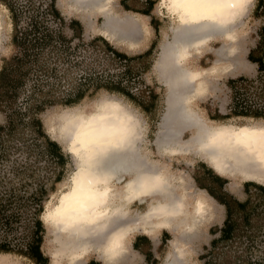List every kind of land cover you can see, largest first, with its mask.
Segmentation results:
<instances>
[{"label": "bare ground", "instance_id": "1", "mask_svg": "<svg viewBox=\"0 0 264 264\" xmlns=\"http://www.w3.org/2000/svg\"><path fill=\"white\" fill-rule=\"evenodd\" d=\"M109 1L70 0L75 9L101 12L103 21L100 30L108 38L121 39L134 46L142 29L138 19L133 14L116 19L114 12L106 9ZM219 2L240 5L224 10L234 15L232 23L226 27L199 19L211 14L212 9L199 5L181 7L178 0L159 2L171 16L172 37L161 45L157 64L168 87L162 135L157 148L160 153L169 156L195 149L202 152L217 171L240 173L246 179L264 182V125L208 122L192 105L194 97L206 93L207 76L216 72L217 64L226 54L224 46L217 50L218 58L208 68L191 69L184 63L215 35L235 42L236 24L240 23L239 18L252 0ZM228 35H232L233 39H227ZM104 106H115L114 109L106 107L104 114L115 111L121 117H130L127 127L131 129V135L121 148L106 145L109 136L101 124L88 126L86 123L100 115ZM60 118L58 129L76 166L66 188L59 192L55 202H46L42 213V219L57 244L52 254L53 263L64 264L61 259L66 258L65 264H79L84 255L94 251L106 264L114 263L127 254L125 239L129 231L142 228L144 233L152 236L159 229L179 231L178 238L171 241L173 250L161 264H191L186 240L212 217L211 199L200 190L188 192L181 176L178 184L182 185L183 192H177L173 174L168 173L165 166L141 155L140 117L123 102L110 97L101 99L90 112H67ZM113 123L111 120L104 122L107 126ZM186 128H192L191 138L179 141L177 131L181 134V129ZM86 176L88 179L93 176L103 179L108 191L105 203L96 204L97 210L102 208L106 215L94 223L87 222L89 206L96 200L91 186L85 184ZM142 184L146 187L142 188ZM134 200L145 202L146 207L141 212L130 214L129 204Z\"/></svg>", "mask_w": 264, "mask_h": 264}, {"label": "rangeland", "instance_id": "2", "mask_svg": "<svg viewBox=\"0 0 264 264\" xmlns=\"http://www.w3.org/2000/svg\"><path fill=\"white\" fill-rule=\"evenodd\" d=\"M32 1L34 3L41 1V3L45 4L49 0ZM159 2L160 0H156L155 5L150 10L149 16L124 9V6L126 5L133 9L146 10L147 7L145 5V0H125V2H122V0H110L107 2L106 9H110L114 12L116 19H121L125 17L126 14H133L138 19L142 29L138 35V42L132 46L130 43L122 41L121 39H110L100 30L103 21L101 12L93 11L91 9H75L70 0H55V6L59 10L61 19L64 21V23H62L58 19L52 17L51 12H49L44 6L36 8L35 5V7L29 5L28 0H15V7L20 15L18 25L21 29L26 25H30L31 15L37 12L39 13L37 15L38 21H41V26H43L42 30L51 31L45 33H49V35H66L67 37H71L72 35H78L79 32H81L82 35V38L80 39L71 37L72 40L69 45L71 49L69 50L65 51L62 47L52 48L50 46L38 50L42 59L46 63V67L48 69H53V74L40 73L39 70L34 68L23 86L18 103L16 104L17 109L18 106H24L26 96L33 89V86H37L39 83L45 89H49L52 86L53 88L55 87V89H58L56 96L59 95L58 97H66L65 95L71 86L77 85V83H84L90 77L95 78L94 82H96L107 80L115 73L118 74L122 66L117 61L112 62L109 59L107 53L103 50L102 42L96 40L93 45L90 44L91 39L96 36L106 38L111 45L125 51V53L129 55H135L144 51L150 43L153 42L154 48L151 54L146 57L145 60L139 59L133 62L134 64H138L137 66L135 65L134 71L137 72L136 74L139 76L132 81L131 87L133 88V91H136V87H143V85H146L150 90L154 89V91H156L158 98L155 106L149 112H145L141 107L131 102L126 97L105 91H99L93 96L86 97L76 105L48 106L38 116L42 120L45 133L51 139L55 140L62 149L64 165L61 169V180L55 182L54 177L56 169L53 161H51L50 157L46 156V154L41 153L39 141L30 134L29 130L25 129L23 133L25 140H14L13 142H10L6 155L3 158H0V199L5 194L9 193L8 191L12 187L17 188L16 193L18 195L26 198L25 192H31L39 185H42L43 189L47 192V196L49 197L48 200L55 202L59 192L66 188L69 176L76 166L75 160L72 154L68 152L66 141L59 130V124H61L60 116L67 112H90L94 110L101 99L110 97L123 102L138 118L140 117V153L142 156H147L148 159L153 160L160 166H165L168 169V173L173 174L175 178L174 182L177 184V192H183L182 185L178 184V178L180 176L185 180L188 192L198 191L199 187L194 182L193 173H197V171L201 173L203 166L211 168L215 173L225 177L227 180L225 189L240 199L245 196L243 192V183L245 181H254L264 185V182L256 179H246L240 173L230 174L229 172L217 171L208 158L202 152L195 149H190L183 154L171 156L162 154L158 150L157 144L162 135L161 128L163 124L168 87L166 82L163 81L162 73H160V68H158L157 64L161 45L172 37L170 30L172 25L171 16L160 6ZM151 17L153 19L152 23L157 25L156 31L150 23ZM0 19L1 65L2 59L13 52L11 42L13 28L11 24V13L7 7L1 3ZM71 19H77L80 23L76 28L74 27L73 30L68 26ZM238 23L239 24H236L237 26L235 27V42L231 43L228 40L226 41L223 37L215 35L200 49V51L190 56V58L184 63V65L186 64V67L191 69L208 68L218 58L217 50L221 46H224V52H226V54L228 53L222 57L220 60L221 63L217 64L216 72L207 76L208 89L206 90V93L192 99L193 108L208 122H210V120L206 116L204 105L211 108L212 111L218 109L220 113L228 112L231 99V90L227 85L228 79L242 76L245 80L252 81V83L249 84L250 88L247 92L249 96L252 94L257 95L261 92V90H259L261 82L258 76L257 65L251 63L247 59V54L250 49L255 47V45L261 41V27L264 25V0H252L251 5L247 7L243 16L239 18ZM262 74L264 75V73ZM260 96L262 98V95ZM250 97L252 98V96ZM253 99H255V97H253ZM255 101L260 106H264V100L257 98ZM4 121L5 115L0 111V124ZM211 122L217 123L214 121ZM225 123L235 125L244 123L264 125V120L233 118L227 120ZM192 131V128L181 129V134L180 131H177L176 134L179 136V141H187L191 138ZM203 194L207 195L208 193L203 189ZM210 202L212 217L199 227L194 236L186 240L189 249L188 258L191 264L203 263L204 260H200L199 256L204 251L203 246H209V241L212 237L209 229L215 225H221L224 218L223 207L215 200L213 201L212 198ZM26 204L27 203L21 202V221L13 226L12 234L14 233L16 237H22L28 228L31 210ZM145 207V202L141 203L139 200H134L129 204L130 214L141 212ZM45 209L46 203H44L43 211ZM43 225L45 233L42 250L48 257V264H54L52 254L57 248V244L53 241V233L49 226L44 221ZM178 232L179 231H172L171 229H159L156 231L155 236H152L144 233L142 228L130 230L125 239V248L127 250L126 256L122 260H117L110 264H145L144 256L132 246L134 237L140 234L146 235L149 238L155 262L161 264L165 261L167 254L173 250V244L171 241L174 238H178ZM2 233L0 227V235ZM165 237H168L167 240H165ZM259 241V243L264 246V232L260 234ZM83 257L84 259L79 264H87V261L91 259L97 261L99 264H106L105 260L101 258L96 251L90 252ZM0 261H3L2 264H35L26 258L5 254H0ZM61 262L65 264L66 258H62Z\"/></svg>", "mask_w": 264, "mask_h": 264}, {"label": "trees", "instance_id": "3", "mask_svg": "<svg viewBox=\"0 0 264 264\" xmlns=\"http://www.w3.org/2000/svg\"><path fill=\"white\" fill-rule=\"evenodd\" d=\"M0 3L10 11L13 27L11 35L13 52L4 57L0 65V111L5 115V121L0 124V158L6 155L10 142L25 140L23 133L27 129L39 141L41 153L46 154L53 161L56 169L55 182H59L64 165L62 149L45 133L42 120L38 115L48 106L76 105L99 91L126 97L145 112H149L158 98L156 91L150 90L146 85L136 87V91H133L131 85L132 81L139 76L134 71L135 65L138 64L133 62L139 59L145 60L151 54L154 43L151 42L140 53L129 55L111 45L106 38L93 37L90 44L93 45L96 40H100L109 59L112 62L117 61L122 66L118 74L115 73L107 80L96 82H94L95 78L90 77L84 83L71 86L66 97L56 96L58 89L55 87L45 89L39 83L33 86L26 96L24 106H18L17 109L16 104L23 86L34 68L40 73L53 74V69L46 67L38 50L46 46L69 50L71 49L69 46L71 37L80 39L82 35L81 32L71 37L45 33L51 31L42 30L43 26H41V21H38L39 13L37 12L31 15L30 25L21 29L18 25L20 15L15 7V0H0ZM155 3L156 0H145L146 10L133 9L126 5L124 9L149 16ZM28 4L36 8L46 7L52 17L64 23L55 6V0H49L45 4L41 1L34 3L28 0ZM152 20L151 17L150 23L156 31L157 25H154ZM78 24L80 23L77 19H71L68 26L73 30ZM261 32V41L247 54V59L257 65L261 92L257 95H250L251 98L247 92L252 81L245 80L242 76L228 79L227 85L231 90L228 112L220 113L218 109L212 111L204 105L209 120L217 123H225L233 118L264 120V106H260L255 101L257 98L264 100V75L262 74L264 73V25L261 27ZM193 179L197 186L204 189L224 210L221 225H215L209 229L212 237L209 246H203L204 251L199 256L200 260H204L202 264H264V246L259 243L260 234L264 232V185L254 181H245L243 183L245 196L240 199L225 189L227 180L211 168L203 166L201 173L199 171L193 173ZM16 190L17 188H10L9 193L0 199V227L3 232L0 235V254L23 257L35 264H48V257L42 250L45 228L41 219L44 203L49 199L47 192L42 185H39L31 192H25L26 198H24L18 195ZM21 202L27 203L31 211L26 233L22 237H16L14 233L12 234V230L13 226L21 221ZM167 238L165 237V240ZM132 246L144 256L145 264H157L150 240L146 235H136ZM87 264L99 263L91 259L87 261Z\"/></svg>", "mask_w": 264, "mask_h": 264}, {"label": "clouds", "instance_id": "4", "mask_svg": "<svg viewBox=\"0 0 264 264\" xmlns=\"http://www.w3.org/2000/svg\"><path fill=\"white\" fill-rule=\"evenodd\" d=\"M181 7L199 5L205 8L212 9V13L204 16H200L199 19L214 21L221 27H226L232 23L234 19L233 14L225 12V9H230L234 7H239V4L229 3V2H219V0H178ZM227 39H233L232 35H228ZM115 106H104L101 108V114L94 116L91 120L87 121V125L91 126L93 123L101 124L104 127V131L109 136V139L106 141V145H110L114 148H121L124 145L125 140L129 135H131V129L127 127V121L130 120V117H121L115 111H112L110 114H104L105 108ZM111 120L114 121L111 126H107L104 122ZM70 123L72 121H69ZM214 142V141H213ZM85 184L91 186L92 193L95 197L96 203L90 205V214L88 217V223H94L99 217L106 215L104 210L101 208L97 210L96 204L103 205L105 203V197L108 195L107 187L103 179L96 178L93 176L91 179L85 177ZM142 188H145L146 185L142 184ZM74 195V194H73Z\"/></svg>", "mask_w": 264, "mask_h": 264}, {"label": "crops", "instance_id": "5", "mask_svg": "<svg viewBox=\"0 0 264 264\" xmlns=\"http://www.w3.org/2000/svg\"><path fill=\"white\" fill-rule=\"evenodd\" d=\"M198 190H200V191H202V192H203V189H200V188H198ZM207 196H209V197H210V199L212 198V197H211L210 195H208V194H207ZM212 200L214 201V199H213V198H212ZM198 229H199V228H198ZM165 230H168V229H165ZM147 235H148V234H147ZM154 236H155V235H154ZM125 256H126V255H125ZM125 256H124V257H125ZM124 257H123V258H124ZM123 258H122V259H123ZM122 259H121V260H122Z\"/></svg>", "mask_w": 264, "mask_h": 264}]
</instances>
